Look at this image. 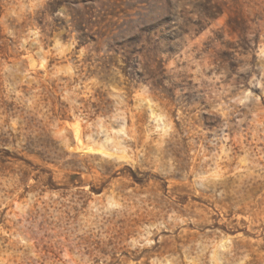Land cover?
<instances>
[{
    "label": "rangeland",
    "instance_id": "1",
    "mask_svg": "<svg viewBox=\"0 0 264 264\" xmlns=\"http://www.w3.org/2000/svg\"><path fill=\"white\" fill-rule=\"evenodd\" d=\"M0 264H264V0H0Z\"/></svg>",
    "mask_w": 264,
    "mask_h": 264
},
{
    "label": "trees",
    "instance_id": "2",
    "mask_svg": "<svg viewBox=\"0 0 264 264\" xmlns=\"http://www.w3.org/2000/svg\"><path fill=\"white\" fill-rule=\"evenodd\" d=\"M154 62L155 63H157L158 64V67H157V69L155 70V72H153V73H158V71H160L161 70V65H159L160 63L157 61V60H154ZM153 73H151V74H153ZM154 76V75H153Z\"/></svg>",
    "mask_w": 264,
    "mask_h": 264
}]
</instances>
